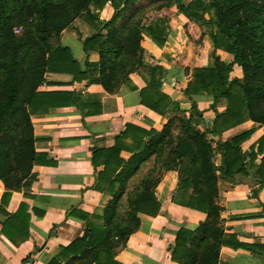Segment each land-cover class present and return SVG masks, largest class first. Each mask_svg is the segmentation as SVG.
Instances as JSON below:
<instances>
[{
  "label": "trees",
  "instance_id": "1",
  "mask_svg": "<svg viewBox=\"0 0 264 264\" xmlns=\"http://www.w3.org/2000/svg\"><path fill=\"white\" fill-rule=\"evenodd\" d=\"M107 5L113 8V16L101 21ZM172 8L206 29L215 50L234 58L225 63L215 57L213 68L193 70L184 92L192 102L188 117L178 103L161 93L165 69L143 63L144 37L158 47L168 37L169 19L150 21V16ZM77 19L96 32L83 40L87 56L83 64L60 41L62 32ZM92 53L99 55L97 63L89 61ZM235 65L241 68V79L231 78ZM47 73L70 75L73 82L49 83ZM134 73L148 81L140 91L143 106L164 118L172 113L183 117L169 119L159 134L128 125L115 137L112 148L93 150V167L103 168L97 173L95 190L112 201L101 214L73 211L85 221V233L63 247L49 264H119L117 254L139 229L138 215L155 218L161 213L155 193L168 171L178 175V190L183 194L178 204L207 215L194 231L180 228L173 260L177 264H220L222 247L241 245L225 233L223 209L216 204L218 182L236 186L252 178L258 182V188H253L255 196L264 187V136L249 153L242 150V144L252 131L224 139V134L248 122L264 127V0H0V180L11 193L31 184L35 166L48 164L35 149L32 116L65 107L84 109L79 93L72 90L75 83L101 85L109 95H117L122 85H131ZM42 87L46 90L41 91ZM196 96L213 100L211 129L200 128L205 122L193 99ZM221 101L226 102L224 112L216 109ZM180 126L183 130L175 135ZM122 152L132 154L131 158L124 160ZM163 158L164 173L155 178ZM150 161L151 170L133 186ZM26 211L22 203L15 217ZM2 234L20 245L6 224Z\"/></svg>",
  "mask_w": 264,
  "mask_h": 264
},
{
  "label": "crops",
  "instance_id": "2",
  "mask_svg": "<svg viewBox=\"0 0 264 264\" xmlns=\"http://www.w3.org/2000/svg\"><path fill=\"white\" fill-rule=\"evenodd\" d=\"M167 12L163 10L150 16V21L169 19L168 37L163 47L144 37L141 42L143 63L165 69L161 93L178 103L188 117L192 102L184 92L192 80L193 70L213 68L215 57L225 63H232L234 58L215 50L208 31L201 25L186 19L175 8ZM113 13V8L107 5L101 12V21H109ZM95 33L77 19L62 32L60 41L83 64L87 59L83 40ZM89 61L97 63L99 55L92 53ZM242 77L241 68L235 65L231 78ZM45 78L49 83L61 85L73 82V77L65 74L47 73ZM130 79L131 85H122L117 95H109L101 85L87 86L86 81L75 83L72 90L79 93V103L85 106L84 109L58 108L47 115L31 117L35 149L45 156L43 162L48 164L35 166L31 175L34 180L17 191L7 192L0 180V264H49L63 247L82 238L85 221L72 212L101 214L112 201V197L95 190L97 173L103 168L95 170L93 167V150L112 148L115 137L128 125L159 134L169 119L183 117L181 113H172L169 118H164L143 106L140 91L147 87V78L134 73ZM193 99L203 113L205 123L200 126L201 130L211 129L215 119L213 100L208 96ZM216 109L224 112L226 102H219ZM248 131H252V135L242 144V150L249 153L264 136L263 126L248 122L224 134V139ZM131 156L128 152L121 154L126 161ZM261 159L262 156L258 164ZM150 164L153 161L148 162L142 172ZM249 180L253 181V186L246 183L248 180L236 186L223 180L218 182L220 195L216 204L223 209L221 220L225 233L235 236L241 245L222 247L220 264H264V187L255 196L253 188H258V182L252 178ZM191 194L192 190L187 196ZM155 195L161 204V213L155 218L138 215L139 229L129 237L125 249L117 254L119 264H177L172 258L177 232L181 227L194 231L207 218L204 213L178 204L183 194L178 190L176 172L164 174ZM22 203L27 205V211L15 217ZM5 224L19 246L2 234Z\"/></svg>",
  "mask_w": 264,
  "mask_h": 264
},
{
  "label": "rangeland",
  "instance_id": "3",
  "mask_svg": "<svg viewBox=\"0 0 264 264\" xmlns=\"http://www.w3.org/2000/svg\"><path fill=\"white\" fill-rule=\"evenodd\" d=\"M172 9H174V8H172ZM175 9H177V8H175ZM167 13H169V12H167ZM153 15V14H152ZM168 15V14H167ZM239 71V70H238ZM234 76H235V74H233ZM179 129H181V130H183V127H181L180 126V128H178L177 130H176V133H175V135L177 134V131H179ZM182 132V131H181ZM180 132V133H181ZM165 157V156H164ZM166 160V158H163V160L161 159L159 162H158V169L156 170V172H155V174H154V177L155 178H158V177H160V176H162L163 175V173H164V170H165V167H164V165H163V162ZM151 168H152V164H150V166H148L147 167V170H145V171H143V172H141L140 173V175H139V177L137 178L138 180L135 182V183H133L132 185L134 186V185H138V182L140 181V179H142V178H144L145 177V175L151 170ZM247 180H249V179H247ZM124 200H125V198H124ZM122 213V212H121Z\"/></svg>",
  "mask_w": 264,
  "mask_h": 264
},
{
  "label": "water",
  "instance_id": "4",
  "mask_svg": "<svg viewBox=\"0 0 264 264\" xmlns=\"http://www.w3.org/2000/svg\"><path fill=\"white\" fill-rule=\"evenodd\" d=\"M246 183H247L248 185H250V186H253V181H251V180L246 181Z\"/></svg>",
  "mask_w": 264,
  "mask_h": 264
},
{
  "label": "built area",
  "instance_id": "5",
  "mask_svg": "<svg viewBox=\"0 0 264 264\" xmlns=\"http://www.w3.org/2000/svg\"><path fill=\"white\" fill-rule=\"evenodd\" d=\"M20 31H21L20 29H17L16 33H20Z\"/></svg>",
  "mask_w": 264,
  "mask_h": 264
}]
</instances>
